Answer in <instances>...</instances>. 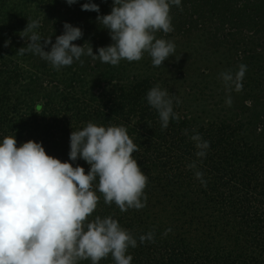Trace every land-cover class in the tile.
<instances>
[{
	"label": "trees",
	"instance_id": "16d2710c",
	"mask_svg": "<svg viewBox=\"0 0 264 264\" xmlns=\"http://www.w3.org/2000/svg\"><path fill=\"white\" fill-rule=\"evenodd\" d=\"M86 2L70 6L66 0H0V143L8 136L16 137L17 146L42 142L47 154L87 173L86 161H70L72 131L89 122L123 126L138 146L133 155L148 177L146 206L121 211L114 202L106 204L97 178L92 190L99 202L88 219L111 216L132 234L137 246L128 249L131 264H264V65L256 60L261 51L255 52L256 46L264 48V0H181L180 6H171L174 30L156 37L191 38L184 56L198 63L211 59V53L221 58L214 66L200 67L198 76L187 70L180 74L193 84L186 95L166 88L147 52L139 60L142 66L127 60L113 66L83 55V64L74 61L59 70L37 54L19 53L28 43L20 33L28 19L38 18L35 31L42 38L55 43L68 22L84 33L73 43L88 42L86 47L98 55L100 47L113 43L109 30L97 21L99 15L110 14L113 0H92L99 13L83 11ZM18 17L14 24L7 22ZM21 61L28 76L20 71ZM241 64L247 71L240 88L251 106L235 99L236 85L226 88L220 75L230 70L235 76ZM45 72L50 78L42 79ZM157 85L173 102L176 118H170L167 128L146 99ZM196 133L209 142L204 157H197L190 139ZM193 162L196 168L190 169ZM196 171L203 173L206 184ZM149 232L154 242L141 243L140 236ZM99 264L115 261L109 254Z\"/></svg>",
	"mask_w": 264,
	"mask_h": 264
},
{
	"label": "clouds",
	"instance_id": "9594fccd",
	"mask_svg": "<svg viewBox=\"0 0 264 264\" xmlns=\"http://www.w3.org/2000/svg\"><path fill=\"white\" fill-rule=\"evenodd\" d=\"M71 6L78 0H66ZM180 6L181 0H113L110 14L99 15L97 21L109 30L113 43L100 47L98 55L92 46L73 43L83 37V31L68 22L64 33L52 42L35 31L39 19H28L20 36L28 41L20 54L33 53L50 62L57 70L80 61L83 55L99 59L102 63L117 66L121 60L139 61L147 52L153 66H162L175 54L173 42L157 38L174 29L171 23V6ZM83 11L99 13L100 6L88 0L81 5ZM30 34V35H29ZM11 41L5 42V47ZM51 46L50 51L45 49ZM247 66L239 65L232 72L221 73L225 87L240 81ZM168 91L159 85L147 93V102L155 108L167 128L170 118H176ZM227 103L230 105L231 100ZM187 135V130H185ZM198 149L197 157H204L209 142L199 133L190 137ZM138 146L123 126H98L89 122L82 130L70 135V161L83 159L90 165L85 168L61 161L47 154L42 142L29 140L17 146V139L8 136L0 143V264H78L90 259L99 264L111 254L115 264H131L129 247L135 248L137 240L111 216L88 218L96 210L99 197L92 190L99 178L98 189L104 202H113L121 211L137 210L146 206L144 190L147 175L141 170L134 153ZM195 169L196 164H189ZM196 178L203 181V173L196 171ZM171 229L165 231V235ZM140 242H154V233L140 236Z\"/></svg>",
	"mask_w": 264,
	"mask_h": 264
},
{
	"label": "rangeland",
	"instance_id": "374dc122",
	"mask_svg": "<svg viewBox=\"0 0 264 264\" xmlns=\"http://www.w3.org/2000/svg\"><path fill=\"white\" fill-rule=\"evenodd\" d=\"M24 17V16H23ZM22 17V18H23ZM30 18H32V16H30ZM19 19V17L18 18H16V19H12V20H7V22L9 23V24H14L17 20ZM38 19V18H37ZM20 20V19H19ZM37 30H39V29H37ZM19 34V33H18ZM202 34V32H200L199 33V35H196L198 38H199V36ZM196 36H194L193 38H196V41H198V39H197V37ZM164 37V38H163ZM161 36L160 38H162V39H165V40H167V41H170V42H173L174 43V45H175V54H174V56H172V57H169V59L168 60H166L165 62H164V64L162 65V66H155L156 67V69H160L159 71H160V73H156V76L157 77H160L161 79H163L164 80V84H165V86H166V88L168 87V85L170 86V88L171 89H173V91L175 90V91H177L180 95H186L187 94V92L190 90V87H191V85H193L192 83H190V81H184L183 79H180L181 77H180V74L181 73H183V72H185L186 70L187 71H189L190 73L188 74V75H195V76H198V73H199V71H200V67H206V66H208V65H215V63H217V62H219V60L221 59H219V57H218V54H215V53H211V59L209 60V59H207V58H204L203 60H201V62H199L198 63V61H196L195 59H194V57L193 56H191V55H186V56H184V49H185V45L187 44H189V42L191 41V38L189 39V38H187V39H185V40H183L182 38H180L179 39V37H177V38H175V39H173L172 37H165V36ZM182 40V41H181ZM194 41H195V39H194ZM256 43V42H255ZM199 45H202V43H201V41H200V43H199ZM188 47V46H187ZM203 46H201V50H204V48H202ZM251 46H247V48H250ZM257 48H255L256 50H255V52L256 51H261V54H263L262 56H261V59L260 58H256V60L258 61V63L259 64H263L264 65V48L263 47H261V46H256ZM242 49V48H241ZM248 50H250V49H248ZM146 56L148 57V59H150V62H149V64L151 65V64H153L152 63V59H151V57H150V55L148 54V53H146ZM190 57V58H189ZM200 58V57H199ZM198 58V59H199ZM1 61V60H0ZM126 61V60H125ZM141 61H138V62H136V63H140ZM176 63L174 66H171L172 65V63ZM20 63V62H19ZM127 63V62H126ZM142 66L143 64L142 63H140L139 64V66ZM171 66V67H170ZM196 67L195 69V71H193L192 73H191V69L190 68H192V67ZM3 67H6V65H3ZM160 67H162V68H160ZM223 67V66H222ZM20 68H21V70L20 71H22L23 73H25L26 74V76H28L29 75V73H27V67L25 66V63H22V61H21V64H20ZM49 68V67H48ZM263 68H264V66H263ZM202 69V68H201ZM223 69L225 70V67H223ZM199 70V71H198ZM156 71V70H155ZM47 73V74H46ZM48 78H50V76H49V74H48V72H45V73H43V76H42V79H48ZM41 79V80H42ZM21 80H23V77L21 78ZM27 81V80H26ZM23 82H25L24 80H23ZM233 88V87H232ZM234 89V91H236V93H235V95H234V98L235 99H237V100H241V103H248L250 106L253 104L252 102H251V100L249 99L250 97L249 96H247V95H243L242 94V92H241V88H239V89H236V88H233ZM239 92H241V94H239ZM261 97V96H260ZM259 97V98H260ZM39 98H37V100H38ZM251 99H253V96H251ZM40 100V99H39ZM38 100V101H39ZM240 103V104H241ZM230 106L233 108V104L231 103L230 104ZM235 109H238V108H235Z\"/></svg>",
	"mask_w": 264,
	"mask_h": 264
}]
</instances>
